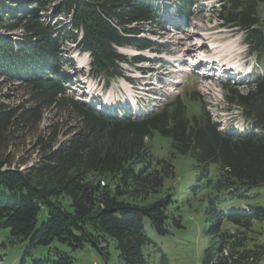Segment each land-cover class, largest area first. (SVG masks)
I'll list each match as a JSON object with an SVG mask.
<instances>
[{"label":"trees","instance_id":"trees-1","mask_svg":"<svg viewBox=\"0 0 264 264\" xmlns=\"http://www.w3.org/2000/svg\"><path fill=\"white\" fill-rule=\"evenodd\" d=\"M166 1L171 2L0 0V81L24 89L29 100L10 106L0 99V229L28 238L25 254L57 243L74 251L90 245L108 255L113 245L122 264H151L150 254L159 247L147 236L146 221L160 236L172 232L171 195L162 191L165 180L175 178V167L152 153L151 141L160 136L170 140L172 156L196 160L199 183L207 180L205 211L211 218H206L202 264H264V244L249 247L246 237L255 221L264 220L258 205L264 195V72L253 75L244 90L223 85L229 110L238 109L245 124L237 131L221 130L199 94L189 101L169 99L142 118L118 117L98 111L101 102L87 104L69 95V82L60 76L62 47L71 43L89 54L86 76L102 81L101 87L120 77L131 81L123 64L138 68L147 60L118 50L154 48L141 35L161 26L160 4ZM172 1L185 18L195 14L198 0ZM263 3L219 0L215 12L222 26L244 35L248 53L264 69V19L258 14ZM53 11L65 19L66 34L46 22ZM17 31L20 38L12 35ZM194 103L200 104L198 112L190 108ZM49 109L61 124L43 133ZM64 126L69 129L58 140ZM30 135L39 157L29 167L28 161L15 164V152ZM253 199L255 205L244 207ZM42 211L47 220L37 225ZM51 253L53 259L34 258V264H73L60 249ZM153 263L171 264L165 254Z\"/></svg>","mask_w":264,"mask_h":264},{"label":"rangeland","instance_id":"rangeland-1","mask_svg":"<svg viewBox=\"0 0 264 264\" xmlns=\"http://www.w3.org/2000/svg\"><path fill=\"white\" fill-rule=\"evenodd\" d=\"M171 2L173 1L171 0ZM171 2L166 1L165 4H160L163 7L159 13L161 26L148 29L141 35L154 43L153 49L135 50V52L128 47L118 50L119 53L129 58L134 57L136 53L147 60L146 63L140 65L142 67L138 68L123 64L127 70L125 71L126 75L130 77L131 81L120 77L113 80L108 87L102 88V81L98 82V80L86 76L91 62L89 54L79 52L74 44L65 43L62 47L65 68L60 76L69 82L67 93L80 102L85 99L90 103L101 102L111 110L113 107L118 109L119 104L124 105L127 110L120 109L117 116L123 117L132 114L136 118L146 116L166 103L167 100L175 97L189 101V98L193 97V93H195L204 99L207 110L221 130L236 131L235 126L245 128L239 110H229L223 85L229 83L234 88L244 90L253 75L264 72L263 66L256 64L254 58L250 56L244 35L238 29L221 25L215 12L219 7V0H198L195 14L190 20H186L180 14H176V17L171 14L176 10L175 4ZM154 4L157 6L156 3ZM258 14L264 19V3L259 5ZM64 20L62 17L56 18L54 11L50 12L46 18V22L50 26L56 25L57 30L66 34L69 28L64 27ZM12 35L20 38L23 33L17 31ZM213 44L218 47V50L210 52ZM190 47L194 49L193 55L185 54V61H180L181 55L178 52L180 48L183 52ZM216 56L219 57L216 59ZM211 57L212 59H210ZM200 59L204 61L210 59L208 62L220 61V65H224V71H221V67L215 66L216 68H213L214 74H217L215 78L212 73L201 77L197 74L202 72L201 69H193L191 65L198 63ZM234 64V68L227 69ZM201 67L208 69L209 66L203 64ZM27 96L24 89H18L12 84H4L0 81V99L6 104L10 106L25 105L29 102ZM190 108L193 112H198L200 104L194 103L190 105ZM58 122V113L49 109L44 114L40 130L44 133L52 124ZM69 127L59 128L58 140H62ZM35 136L36 139L37 133ZM35 139L31 135L28 136L23 147L15 152V164L28 161L25 167H29L37 160L41 152L40 149L38 151L35 149ZM151 143L155 159H171L175 167V178L166 179L162 191L163 194L171 195L172 202L167 208L172 228L171 234L158 235L149 221H146V234L159 247L150 254L151 264L159 261L161 254H165L171 264H202L207 243L205 238V230L208 227L206 218H211L205 211L207 206L205 196L209 193L204 186L207 180L198 182V163L190 155L175 154L172 156L173 149L170 140L156 136ZM212 169H215V166ZM198 185H200L199 188H197ZM259 198L258 205L264 207V195L262 194ZM61 201L65 207L70 209V201L67 198ZM255 203L254 199L247 201L244 203V207H251ZM46 220L47 213L42 211L39 213L37 225ZM246 237L249 247L254 244H264V220L255 221L252 232ZM29 241L28 238L12 237L9 229H0V264H22L24 260V264H34V258L43 260L51 257L53 259L54 256L51 252L55 249L66 252L73 258V264H122L119 253L113 245H111L108 255H102L90 245L74 251L57 243L50 247H38L31 250V254H25Z\"/></svg>","mask_w":264,"mask_h":264},{"label":"bare ground","instance_id":"bare-ground-1","mask_svg":"<svg viewBox=\"0 0 264 264\" xmlns=\"http://www.w3.org/2000/svg\"><path fill=\"white\" fill-rule=\"evenodd\" d=\"M197 45V44H196ZM214 50H218V47L215 45V44H213V47H212ZM178 52H180V55H181V58H180V61L182 60L183 62L185 61L184 59H185V54H190V55H193V53H194V49L192 48V47H190L189 49H187L186 51H183L182 52V49L180 48V50L178 51ZM217 52V51H216ZM200 53H202V52H200ZM199 53V54H200ZM198 54V53H197ZM221 54H223V52H221ZM219 57V56H218ZM217 56H216V59L218 58ZM223 57V56H222ZM199 59V58H198ZM210 59H212V57L210 58ZM210 59H208V60H206V62H208V61H210ZM202 59H200V61H198V63H196V64H198L199 66H203V64H206V62L204 61L203 62V64H202ZM214 63V62H213ZM182 64V63H181ZM196 64H194V65H196ZM191 65H193V64H191ZM235 65V64H234ZM214 66H216L215 65V63H214ZM83 67V66H82ZM218 67V66H217ZM172 71H174L173 69H172Z\"/></svg>","mask_w":264,"mask_h":264}]
</instances>
